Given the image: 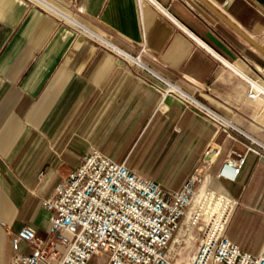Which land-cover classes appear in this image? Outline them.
I'll return each mask as SVG.
<instances>
[{"label":"crops","instance_id":"0c3cea01","mask_svg":"<svg viewBox=\"0 0 264 264\" xmlns=\"http://www.w3.org/2000/svg\"><path fill=\"white\" fill-rule=\"evenodd\" d=\"M263 32L264 0H141L140 9L137 0H0V264H11L21 227L46 237L41 199L89 146L167 192L196 169L210 173L204 183L236 201L227 238L264 251V155L245 146L257 142L264 154V96H248L247 79L264 78L252 44ZM107 43L132 55L144 47L149 69L231 129L172 96L161 101L164 84ZM210 144L220 156L204 165ZM229 149L245 161L236 177L225 168L229 178L218 179ZM19 251L28 252L24 243Z\"/></svg>","mask_w":264,"mask_h":264},{"label":"built area","instance_id":"2783aa9c","mask_svg":"<svg viewBox=\"0 0 264 264\" xmlns=\"http://www.w3.org/2000/svg\"><path fill=\"white\" fill-rule=\"evenodd\" d=\"M137 3L140 9L141 0ZM71 19L75 23L76 19ZM84 29L79 28L78 32L89 36L87 33L91 31ZM259 43L264 47V32ZM107 44L119 57L164 84L162 88L156 87L161 101L172 96L210 118L224 131L231 129V124L207 106L149 69L141 59L144 47L132 55ZM250 85L248 96L256 97L262 93ZM228 136L236 140L234 136ZM246 138L251 141L250 137ZM245 146L246 152L264 155L260 152L263 147L257 142ZM220 151L218 145L210 144L205 149L203 163L208 165L216 161ZM244 161L245 153L229 149L216 178H229L223 173L227 168L233 179ZM205 180L206 177L196 169L180 189L167 192L153 179L134 173L124 163L89 146L81 163L49 196L41 199V206L49 213L46 237H39L30 226H23L14 233L11 264H92L90 260L97 255L104 258L102 264H181L173 245L178 242L176 237L184 224L185 231L196 229L195 234L189 236L191 240L200 234L189 264H264V251L248 253L227 238L225 228L236 201L223 192L215 195L207 187L199 194ZM200 195L203 202L215 198L213 207L202 204L189 211L194 199ZM22 243L28 252L19 251Z\"/></svg>","mask_w":264,"mask_h":264},{"label":"rangeland","instance_id":"374dc122","mask_svg":"<svg viewBox=\"0 0 264 264\" xmlns=\"http://www.w3.org/2000/svg\"><path fill=\"white\" fill-rule=\"evenodd\" d=\"M251 77L253 79L257 80L258 82H264V78L260 79L259 77L254 75V73H252ZM252 82L256 83V81H252ZM258 82L256 84L262 85L261 83H258ZM263 87H264V85H263ZM259 96H264V94L260 93ZM202 162H203V159H202ZM204 165H207V164H204ZM202 173H203V176L206 177V179H207V174H210V173H204L203 170H202ZM209 179L212 180V178L210 176H209ZM206 187L209 189V192H214L215 195H218L219 192L215 191L213 184H212V181H211L209 186H207V184L203 183L202 190H201V192H199V194H201L202 191L204 192L206 190ZM200 197H201V195L199 197L197 196L194 199V201L192 202V205H190L189 211H193L194 208H197L199 206L202 207V204L205 207H207L208 205H210V207H213V204L215 203V198L212 200L207 199L206 201L203 202V200L200 199ZM195 230L196 229L190 230V228H188V230L185 231V224H184L182 226L181 230L179 231L177 237H176L178 239V242H175L173 247L176 248V250H177L176 257H177V260L181 264H189L190 259H191L192 255L194 254V251L196 250V247L198 245V240H199L198 238H199L200 234L199 235L197 234L198 236H195L194 240L193 239L191 240L189 238V236L192 235ZM103 260H104V258L101 255H97L90 260V263L102 264Z\"/></svg>","mask_w":264,"mask_h":264},{"label":"bare ground","instance_id":"6f19581e","mask_svg":"<svg viewBox=\"0 0 264 264\" xmlns=\"http://www.w3.org/2000/svg\"><path fill=\"white\" fill-rule=\"evenodd\" d=\"M60 11H61V8H60ZM62 12H63V10H62ZM55 13V12H54ZM59 15V14H58ZM65 15V14H64ZM62 16V15H61ZM71 19V18H70ZM72 20V19H71ZM76 22V21H75ZM76 23H78V22H76ZM73 25H75V24H73ZM75 26H78L79 28H81L82 29V31H84V30H86V29H84V27L80 24V23H78L77 25H75ZM86 32V31H85ZM87 34H89V35H93V33H87ZM101 42H103L104 43V41L102 40ZM233 68V67H232ZM237 71V70H236ZM239 73H241L240 71H238ZM241 74H243V73H241ZM249 81H250V83L252 84V86H253V88L254 89H256V90H258V91H260V92H262L263 94H264V87H263V84L262 85H259V84H256V83H254V82H252L251 81V79H249V78H247ZM207 186H209V185H207Z\"/></svg>","mask_w":264,"mask_h":264},{"label":"water","instance_id":"95a60500","mask_svg":"<svg viewBox=\"0 0 264 264\" xmlns=\"http://www.w3.org/2000/svg\"><path fill=\"white\" fill-rule=\"evenodd\" d=\"M252 44L264 55V47L252 40Z\"/></svg>","mask_w":264,"mask_h":264}]
</instances>
